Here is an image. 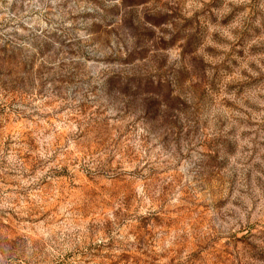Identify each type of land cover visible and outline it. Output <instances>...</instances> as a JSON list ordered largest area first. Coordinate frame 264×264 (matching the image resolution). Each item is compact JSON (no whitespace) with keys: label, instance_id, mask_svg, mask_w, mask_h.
I'll list each match as a JSON object with an SVG mask.
<instances>
[{"label":"rangeland","instance_id":"1","mask_svg":"<svg viewBox=\"0 0 264 264\" xmlns=\"http://www.w3.org/2000/svg\"><path fill=\"white\" fill-rule=\"evenodd\" d=\"M0 264H264V0H0Z\"/></svg>","mask_w":264,"mask_h":264}]
</instances>
